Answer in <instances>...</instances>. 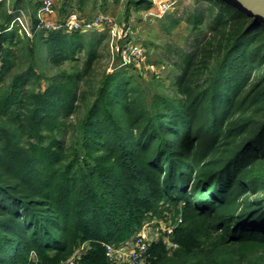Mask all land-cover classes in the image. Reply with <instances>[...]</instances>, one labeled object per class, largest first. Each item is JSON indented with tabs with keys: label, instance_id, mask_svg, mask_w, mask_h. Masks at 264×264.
<instances>
[{
	"label": "trees",
	"instance_id": "1",
	"mask_svg": "<svg viewBox=\"0 0 264 264\" xmlns=\"http://www.w3.org/2000/svg\"><path fill=\"white\" fill-rule=\"evenodd\" d=\"M53 1L61 18L120 4L126 22L154 3ZM207 1L174 97L101 70L106 32L38 29L44 0L0 1V264H110L105 244L170 208L176 245L147 264H264V21Z\"/></svg>",
	"mask_w": 264,
	"mask_h": 264
},
{
	"label": "rangeland",
	"instance_id": "2",
	"mask_svg": "<svg viewBox=\"0 0 264 264\" xmlns=\"http://www.w3.org/2000/svg\"><path fill=\"white\" fill-rule=\"evenodd\" d=\"M166 1L169 0H154L151 7L131 9L128 22L123 19L124 9L120 4L111 5L110 9L106 12L101 11L99 8L92 10L91 7H88L87 13L91 10L93 11L91 12L93 16L101 13L109 15L124 32H129L130 28V39L136 40V42L142 43L145 46L146 64L141 67L145 74H140L131 68H128V71L134 76L136 83L140 84L142 82L143 88L152 86L157 88V90L152 89L150 93L161 91L165 95L174 97V86L171 84L173 76L170 62L177 59L182 51H190L195 43L204 40L208 34L209 29L207 24H205L207 22L196 25L190 21V18L197 8L204 9L209 5V2L207 0H170L172 5L167 10L162 11L159 8V2ZM7 3L12 5V0H7ZM176 19L180 20L174 26H171L172 20ZM102 32L107 33V38L103 40V43L105 42V45L109 43V46L108 48H104V46L101 48L103 55L101 70L105 69L107 72H112L108 69L111 64V57H117L118 53L116 50H112L110 43L119 44V39L112 38L110 29ZM120 42L122 43V41ZM153 62L156 63V66L151 69L150 64H153ZM158 70L160 71L157 73L156 71ZM154 71L158 79H153L152 74ZM150 97L151 94L147 97L148 100ZM166 210L168 212L165 217L156 219L148 227V229L150 228L152 239H156L155 232L163 234L164 228L167 227L171 220L177 217V215H174L175 208ZM130 238L125 239V241L130 240Z\"/></svg>",
	"mask_w": 264,
	"mask_h": 264
},
{
	"label": "built area",
	"instance_id": "3",
	"mask_svg": "<svg viewBox=\"0 0 264 264\" xmlns=\"http://www.w3.org/2000/svg\"><path fill=\"white\" fill-rule=\"evenodd\" d=\"M1 1V0H0ZM7 5H10L7 3ZM172 5L171 1L159 2V8L162 11L167 10ZM20 14L16 16L13 23H20L23 28L28 32H31V20L30 14L26 13L22 9H19ZM40 26L41 29L46 30H62L64 32H91V31H104L110 29L112 38L119 39V44H111L112 50H116L117 57H111V64L108 69L114 72L118 68H131L133 71H137L140 74H145L141 67L146 64L145 59V46L142 43L136 42V40L130 39L129 32H124L120 29L118 24L107 14H99L92 18H84L73 13L69 17L61 18L56 15V9L54 7L53 0H44V5L40 10ZM129 37V38H128ZM122 41V43L120 42ZM1 61V59H0ZM153 62L151 69L156 66ZM160 66V65H159ZM160 70L156 71L157 73ZM155 73V71L153 72ZM156 74V73H155ZM162 218V217H161ZM158 218H153L151 221H146L141 225L139 229L131 236L128 241H121L119 243L112 242L105 244L106 256L110 264H147L150 257V246L157 241H163L167 248L172 249L174 243H172L173 234L175 228L182 222V216H177L174 220L164 228L163 234L155 232L156 239H152L150 228ZM172 243V245H170ZM82 247L81 249H83ZM82 251L79 249L62 264H80L79 259Z\"/></svg>",
	"mask_w": 264,
	"mask_h": 264
},
{
	"label": "water",
	"instance_id": "4",
	"mask_svg": "<svg viewBox=\"0 0 264 264\" xmlns=\"http://www.w3.org/2000/svg\"><path fill=\"white\" fill-rule=\"evenodd\" d=\"M245 11L251 16L264 21V0H224Z\"/></svg>",
	"mask_w": 264,
	"mask_h": 264
},
{
	"label": "crops",
	"instance_id": "5",
	"mask_svg": "<svg viewBox=\"0 0 264 264\" xmlns=\"http://www.w3.org/2000/svg\"><path fill=\"white\" fill-rule=\"evenodd\" d=\"M78 16H81L79 13H76ZM56 15H58V11L56 10ZM60 16V15H58Z\"/></svg>",
	"mask_w": 264,
	"mask_h": 264
}]
</instances>
